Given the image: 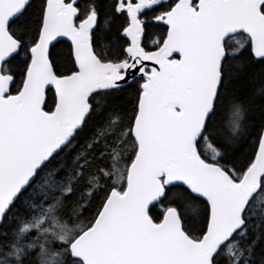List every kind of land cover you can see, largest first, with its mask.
Returning <instances> with one entry per match:
<instances>
[{"label":"snow or ice","instance_id":"snow-or-ice-1","mask_svg":"<svg viewBox=\"0 0 264 264\" xmlns=\"http://www.w3.org/2000/svg\"><path fill=\"white\" fill-rule=\"evenodd\" d=\"M0 264H264V0H0Z\"/></svg>","mask_w":264,"mask_h":264}]
</instances>
